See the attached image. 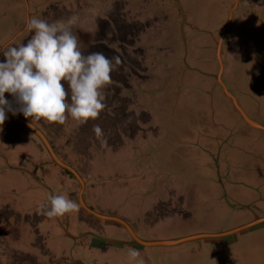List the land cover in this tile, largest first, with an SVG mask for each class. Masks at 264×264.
<instances>
[{
	"label": "rangeland",
	"instance_id": "1",
	"mask_svg": "<svg viewBox=\"0 0 264 264\" xmlns=\"http://www.w3.org/2000/svg\"><path fill=\"white\" fill-rule=\"evenodd\" d=\"M162 1L154 0L155 4L159 5L156 6L157 10L159 9L160 11L158 16H162ZM175 2L177 3V10L182 17L183 23L185 18L187 16L189 17L187 19L190 24V38L184 39L181 25H178L176 29L166 28L167 33L164 36L162 44L158 46L156 44L154 45L156 50L161 51V48L170 42L171 47H177L176 52L179 50V56L181 57L183 44L180 43L178 46V41H190L192 55L197 53L198 56L203 51V47H201L196 35H194V30L198 28L196 30L198 33L204 29L210 30L212 33H218V36L221 35L222 37L223 31H221V28L227 23L225 26L224 41L227 42L228 39L233 38L237 50L236 53L240 50L241 52H247L244 56L241 54V57L250 55L251 58L255 59V62L259 59L260 66L258 69L254 68L251 75L253 74L255 79L254 86L256 87V91L258 93L263 91L260 89H264V0H240L235 10H233V7L236 4V0H175ZM14 3L15 0H0V28L4 23V27L0 30V43L8 40L10 43L11 41H14L12 43L26 42L29 38L28 35H31L25 29L23 31L29 34L27 36L25 34L21 39L15 40V35L18 30L10 22L15 20L14 15L18 14V10L20 9L24 10L26 14L25 16L24 13H19L22 14V22L25 25L26 18L29 16L38 17L49 23L67 21L73 16L78 21L82 13L87 12V9H85L87 7L88 11L96 12L94 15L96 18L93 20L94 25L85 23V26L81 28L80 25L76 24L72 29L73 34L78 39L81 51L85 55L91 52H102L110 59L118 55L121 58V63L124 60L131 61L130 67L124 63V69L122 70L113 61L114 67H118L120 71L115 73L116 70L114 69L111 72V77H113L112 82L103 89L105 94V108L96 120H89L83 125L77 124L70 116L64 124L55 122L48 123L44 120L33 121L48 136L59 157L75 168L81 175L85 185L83 194L86 190L85 178L89 175V168L93 164L92 161L97 158V154L104 152L103 150L106 147L111 149L118 147L121 145L122 139H127L125 149L122 152L116 156L110 154L108 156L109 158L102 157L97 160L93 168H91L93 178L92 180H86L87 183L94 184L98 187L96 179L120 178L117 181L103 179L105 186L100 187V189L103 191L105 188H110L114 191L112 202H116L118 204L116 207L120 206L125 215L133 211V206L138 201L141 204L143 200L151 199L148 198L150 197L149 193H152L154 197H157L161 192L164 193L162 190L165 188L162 186L163 182L177 184L184 189H187V186L190 185V199H192L191 193H193L194 200L197 204H195L196 209L199 212V218L195 222L196 225H193L194 227L190 226V221L185 224H182V221H178L172 226H165V224L161 227L155 226L149 232L141 234H151L153 236L157 235L167 238L173 235L181 236L190 234L199 226L202 228L205 227L202 230L209 231H222L223 229L232 228L237 223L235 219L239 218V216L235 217L237 208L229 205L225 206L222 202L218 206L216 201L222 199L225 194L226 184L223 180L225 172L229 173L232 165L239 168L241 163L246 162L244 155L241 153L238 154V151L234 148L235 146H233V141L235 142L239 138V134L235 133L234 135L226 137L227 143L222 150L224 156H220L218 164L214 158V155L218 154L217 151L212 148L211 151L205 152L202 149V145H198L201 139L195 141L196 138L191 135V130L196 134L199 130L205 129L203 122H207L209 124L208 126L212 127L216 117L210 116L207 121L198 120L199 122L196 125L190 119L189 126V124L187 125L180 118L184 110L183 106L185 105L183 103L186 102L185 99H179L177 104L175 103V99L179 96H185L186 98V89L184 86L186 78H184V75L190 79V89H193V86L197 87L198 84L200 85V89L207 90L209 85L215 84L217 78H212L211 75L203 76L197 74L192 68H190V72L188 73L187 68L184 67V61H163V66L158 68L160 78L156 82V88L147 90L148 93L145 102H140L139 105L135 106L136 103L134 104V102L137 101L136 97L129 94L135 90L132 87L134 78L135 82H137L136 75L139 72H143L142 69L145 65L141 61L139 63L136 62L134 60L136 57L133 56V53L127 49L124 50L119 44H127L128 39L139 38L135 34L138 33L140 36L141 29L139 27H141V24L139 20L143 19L141 12H129V9H126V0H25V4L22 5L23 7L21 4ZM4 13H7L9 17H5ZM86 19L88 18L85 17L84 21ZM230 20L232 21V26ZM166 21L165 24L167 23V27H171L172 22L168 18ZM235 21L240 24L235 25L237 28L233 31L232 28ZM192 24L196 28H193ZM156 25L158 26V21ZM229 25L230 27H228ZM155 28L152 37L157 39L160 35ZM125 51L126 53H124ZM232 53L234 52L232 51ZM203 59L200 63L201 66L208 64L206 58ZM239 63L241 66L247 68V65H244L241 60ZM231 67L236 70L239 69L236 65H231ZM213 74H216V69H214ZM202 78L205 80L203 81ZM124 79H129L127 80L128 86L124 85ZM119 85L122 90L125 89L123 92L117 89ZM260 85L262 87L259 88ZM159 88H162V92L159 91ZM230 90H232L231 87ZM219 94L220 96L222 95L221 93ZM5 98L10 101L13 108L18 109L14 98L9 93H5ZM221 98L222 104L218 105L219 110H222L221 108L224 107L223 103L228 102L223 96ZM216 108L215 110H217ZM143 111L145 112L143 113ZM17 112L23 115L22 112L18 110ZM6 117L4 124L0 125V148L9 156L13 165L24 167L25 165L22 164L24 158L18 163L16 162L18 156H22V153L25 154L27 151H29V154H25L26 158L33 156L34 151L37 155L38 147H35L37 146V142L42 147L45 146L41 143L40 138L28 128L15 119L9 116ZM241 118L247 122L243 117H240V122L242 121ZM230 120L229 127L232 124L234 125L232 118ZM127 122L130 124L129 126H126ZM96 124L100 125L103 130V137L100 140L96 138L93 132V125ZM187 127H190V138L188 137ZM23 128H26L25 130L32 133L29 134L30 137L34 138L37 142L32 139H29L28 142L25 138V135L28 136V134L23 131ZM13 129L16 130L14 131ZM17 129L23 132L21 133ZM256 135L262 137L260 135L263 134L255 132ZM21 137L24 143L28 142L25 147L23 144L21 145V142L19 143ZM12 140L16 142V145L12 144ZM182 140H187V142L185 144L176 143ZM205 141L208 142V139H205ZM262 141L264 144V140ZM236 143H241L244 148L247 145V142H241L239 140ZM44 155L43 153L33 167L28 168L34 173L31 175L18 168H11L13 165L6 158H3L2 161L0 160V264H50L49 262L53 258L51 256L52 254L48 253L49 258L43 255V240L41 239H43L42 234H45L44 232L50 233L53 231L50 224L52 221L54 223L60 222L65 226L64 234L67 233L66 230L68 228L72 234H80L85 230L78 220L79 215L76 211L55 217L54 219H50L46 215L39 213L40 205L47 203L50 195L62 194L71 199L70 189H72L74 190L72 191L74 192L73 197L79 199L82 192V184L75 175L72 176L66 169L59 167L49 154L43 157ZM74 155L76 156L75 159L73 157ZM48 157L50 163H52L51 165L57 168V170L62 169L65 172L64 175L59 173L60 177L59 175L57 177L56 175L46 177L47 171H51L45 164V162L49 161ZM35 159L38 160V157L36 156ZM122 176H128L124 180L129 182L130 187L115 189V187H118L117 183L121 181ZM71 184L73 185L72 188H70ZM250 191L252 192L248 188H241L237 199H244L242 196H247ZM249 197H252V195L249 194ZM262 202L263 200H258V204L260 203V206L264 209ZM89 207L100 214H104L91 206ZM81 209L84 216L90 220L100 218L86 210L84 206ZM173 209L172 207H168L167 213H171ZM205 210H207V213ZM137 211L139 216L143 215L142 206H138ZM105 215L111 216V218L116 217L111 214ZM153 215L157 217L154 212ZM206 215L207 219L205 218ZM155 216L151 217V214H147L146 217L143 216V219L149 221L151 225H154ZM103 220L105 221L104 223L108 222L106 224L109 226H112L111 224L121 223L115 219L104 218ZM114 233L119 234L118 231ZM36 234L37 236H35ZM253 234H261L260 237H264V230H258V232ZM144 236L147 237V235ZM54 237L57 238V235L54 234ZM71 240L72 242L67 244L63 239L57 238L51 243L50 247L54 253H61V257L64 256V250H68L67 254L72 255L70 249L72 251L74 239ZM238 245L240 247L230 249L222 244L218 246L205 244L203 250L197 253L192 252L190 255L183 256L184 250H182L178 252L179 256L177 258L171 255L168 257L159 256L158 259L156 255V259H158L157 264L247 263L246 259L249 257V253L243 246H250L251 244ZM257 246L258 252L260 250L263 251L259 256L258 254H254L257 259L256 263L263 264L264 240H259ZM105 247V243L99 245V248ZM78 253H82V257L86 260L84 261L86 262L85 264H102L103 261L108 260L110 264L122 263L119 261L120 257H116L109 252L102 253V250L97 248H78ZM156 259H153L154 264L156 263ZM95 260L98 262L95 263ZM137 260L142 262V264H148L144 258L138 257ZM55 264L59 263L56 262ZM124 264H130L129 260H125ZM132 264H136V262H132Z\"/></svg>",
	"mask_w": 264,
	"mask_h": 264
},
{
	"label": "crops",
	"instance_id": "2",
	"mask_svg": "<svg viewBox=\"0 0 264 264\" xmlns=\"http://www.w3.org/2000/svg\"><path fill=\"white\" fill-rule=\"evenodd\" d=\"M126 2H127V4H125L127 6L126 9H129L128 10L129 12L131 13H133V11L138 13L141 12L143 17L142 20H139L141 24L140 25L141 27H139V29H141L140 36L138 33L135 34L136 36L138 35L139 38L128 39L127 42L128 46L127 44H119L120 47H122L124 50L127 49L131 51V53H133V56L136 57L134 59L136 62L139 63L141 61L145 65L144 68L142 69L143 72H139L136 75L137 82H135V78H134L132 82V87L135 90L133 89L134 91L129 94L133 97L134 96L136 97L137 101L134 102V104L136 103L135 106L139 105L140 102L142 103L143 101L145 102V100L147 99V93H148L147 90L149 89L152 90L156 88V84H157L156 82L160 78L158 68L160 66H163L164 63L163 61H167V62L170 61L173 62L174 60L184 61L185 62L184 67L187 68L188 73L190 72V68H192V70L197 74H201L203 76L211 75L212 78L214 77L217 78L215 84L209 85L207 90H204L202 88L200 89V85L198 84L197 87L193 86L192 87L193 89H190V79L188 76L184 75V78H186L185 79L186 82H184L185 84L184 86L186 89L185 91L186 98L185 96H181V97L179 96L178 98L175 99L176 101L175 103L177 104V101L179 99L180 100L185 99L186 102L183 103L185 105L183 106L184 110L182 112V117L180 116V118L184 120L187 125L189 124V126H190V119L191 122H193L194 125H196L199 121H207V119L210 116L216 117V120L212 124V127L208 126L209 124L207 122H203L205 129L199 130V132H196V134L194 131L191 130V135L192 137L196 138L195 141L201 139L198 145H202V149L205 152L211 151L212 148L213 150L217 151L218 154L214 155V158L216 159L218 164H219L220 156L222 157L223 155L222 150L224 149V146L227 143L226 137L229 135H234L235 133L239 134V138H237L235 142L233 141V146H235L234 148L238 151V154L241 153L244 155L246 162L241 163L239 168L237 166L234 167V165H232L230 172L229 173L225 172L224 174L225 176L223 178L226 184L225 194L222 197V199L216 201L218 203V206L220 202H222V204H225V206L229 205L232 207H236L237 210L235 217L239 216V218L235 219V222L237 223H235V225L232 228L226 230L223 229L222 231L202 230L205 227L202 228L201 226H199L196 228L195 231L191 232L190 234H185L181 236L173 235L167 238L159 237L157 235L153 236L151 234H141L144 232H149L150 229L154 228L155 226L161 227L164 224L165 226H172L175 222L177 223L178 221H182V224H185L188 221H190L191 223L190 226L194 227L193 225H196L195 222L199 218V212L196 209L197 204L194 200L193 193H191L192 199H190V185L187 186V189H184L182 186H179L177 184H170L167 182H163L162 186H164L165 188H163L162 190L164 191V193L162 192L159 193L157 197H154L152 193H149L150 197L148 198L151 199L143 200L141 204H139L138 201L137 204L133 206V211L128 215H125L122 209L120 208V206L116 207V205L118 204L116 202H112L114 191L110 188L109 189L105 188L106 190L104 189L103 191H101L100 189V187L105 186V181L103 179L117 181L120 178L117 179L99 178L100 180L96 179L98 187H96L94 184L87 183L86 180H92L93 178V175L91 173V168H93V165L97 162L99 158L102 157L109 158L108 156H110V154L116 156L117 154L122 152L123 149H125L127 139L126 140L122 139L121 145L113 149L106 147L103 150L104 152L97 154V158H95V160L92 161L93 164L91 165V168H89L90 170L89 175L87 176V178H85L86 190L85 193L83 194V197L87 205L99 210L101 213H104L103 215L105 214L115 215L117 219L116 221L120 222L121 219L122 221L127 222L128 225L131 228H133L132 230L137 232V233L134 232L136 238L133 236V234H131V232L122 222L111 224L113 226L112 227L106 224L108 222L104 223L105 222L103 220L104 218L103 219L93 218L92 220L86 218V216H84L81 209L82 203L80 200V196L79 199L74 198L73 197L74 192H72L74 190L70 189L71 199L75 200L79 205L78 220L80 221L82 227L85 228V230L82 231L80 234H72V232L68 228V230H66L67 233L64 234L63 232L65 226L60 222L54 223V221H52L50 224L53 231L50 233L44 232L45 234H42L43 239L41 240H43V242L42 241L41 242L43 244L42 249H44L42 253L44 256H46V258H49L48 253L52 254L51 256L53 258L52 257H51L52 259L50 258L51 259L49 262L50 264H55L56 262H58L59 264H85L86 262L84 261L86 260L84 259V257H82L83 252L79 254L78 248H84V247H88V249L97 248L99 250H102V253L109 252L111 254H114L116 257L117 256L120 257L119 258L120 260L119 259L118 260L122 262L121 264H124L125 260H129L128 259L129 250L136 249L140 252L139 258H144V260L147 261L148 264H154L153 259H156V255L158 256V259L159 256L168 257L171 255H173L174 258H177V256H179L178 252L180 251L184 250L183 256L190 255V253L192 252L197 253L203 250L205 244H214L216 246L222 244L230 249L240 247L238 244H243V245L251 244L250 246H243V248L247 249L249 253V257L246 259L247 263L244 264H257L256 263L257 259L255 255L258 254L259 256L260 253L263 251L260 250V252H258L259 250L257 244H259V240H264V237H260L261 234H253L255 232H258V230L260 231L264 230V209L262 206H260V203L258 204V200H263L262 204L264 205V192H263L264 191V144L262 141L264 140V129L253 126L249 122L247 123L243 121L242 118H241L242 121L240 122L239 119L240 117H243V115L241 111L238 109L233 97L237 100L242 110L253 121L264 127V89L261 88L260 90L263 91L259 90L260 91L259 93L256 91V87L254 86L255 79L253 77V74L251 75L253 69L254 68L258 69V67L260 66V61L258 59L255 62V59L251 58L250 55L246 57H241V54L242 56H244L245 53L247 52H241L240 50H238L239 52L236 53L237 50L233 38L228 39L227 42L224 41L225 39L224 32L226 30L225 26L227 25V23L224 27L221 28V31H223L222 37L221 35L218 36V33L215 34L212 33L210 30H205V29L201 30L198 33L196 32L198 28H196V26L192 24L193 28H196L194 30L195 31L194 35H196V38L200 42L201 47H203V51L198 56L197 53L192 55V51L190 50V41L189 42L178 41V46L180 45V43L183 44L181 57L179 56V50H177L176 52L177 47H171L170 42L164 45L165 48L162 47L161 51L160 50L157 51L154 45L156 44V46H158L162 44V41L164 40V36L167 33L166 28L176 29L178 25L179 26L181 25L184 39L190 38L189 37L190 24L188 22L189 17L187 16L188 19L186 17L183 23L182 17L180 13H178L177 3L175 2V0L162 1V8H161L162 16H158V13H160V11L159 9L157 10L156 6L159 5H156L154 0H126ZM239 2L240 0H236V4H235L236 6L234 5L233 10L237 8V4ZM14 4H21L22 6L25 4V0H15ZM80 6L82 7V5ZM85 9H87V12H83L81 15L82 19L78 18L79 20L77 21V24L80 25L81 28L85 26V23H91V25H94L93 20H95L96 18L94 16L96 13L95 11L90 12L88 11L87 7ZM19 13H24V15L26 16L25 11L20 9L18 10V14L14 15L15 20H13V22H10L11 25L14 28L16 26L15 29L18 30L16 32L17 34L15 33L16 34L15 40L21 39L23 35L26 34V31H23L25 30V25H23L22 22L23 16L22 14ZM4 16L9 17L7 16V13H4ZM85 17L88 18L86 19V21H84ZM167 18L172 22L171 27H167V23L165 24V22H167L166 21ZM157 21H158V26L156 25ZM238 23H236V21L234 22L232 28L233 31L234 29L237 28L235 27V25H237ZM231 26H232V21H231ZM3 27H4V23L2 24L1 28ZM155 27H157L158 29ZM228 27H230V25ZM154 28L160 35L157 39L152 37ZM28 34H26V36ZM28 37H30V35H28ZM12 42L14 41H11V43ZM11 43L9 40L2 42L0 43V47L7 46ZM232 51L234 53H232ZM119 52L122 54L121 51ZM124 53H126V51ZM203 58H206L208 64H203L201 66L200 63ZM3 60L4 57L2 53H0V61ZM240 60L244 63V65L245 64L247 65V68L241 66V64L239 63ZM124 63H126V65L130 67L131 61L129 60L122 61V63L118 64V66L120 67L119 69L121 70L124 69L123 66ZM231 65H236L239 67V69L236 70L232 68ZM114 69L116 70L115 73H118L120 71L118 67L117 68L114 67ZM214 69H216V74H213ZM127 80L129 79L123 80L124 85L126 86H128ZM202 80L204 81L205 79L202 78ZM229 86L231 87L232 90H230ZM260 87L262 86L260 85L259 88ZM112 88L114 89L113 86ZM117 89L120 92H123V90H125V89L122 90V88H120V85L118 86ZM159 91L162 92V88H159ZM219 93L222 94L221 96H223L225 100H228V102L223 103L224 107L221 108L222 110H219L218 108V105L222 104V98ZM170 106L172 107V105ZM215 107H217L216 108L217 110H215ZM132 108L134 107L132 106ZM144 112L145 111H143V113ZM231 118H232V122H234V125L232 124L229 127L228 125H230L229 122L231 121L230 120ZM129 125L130 124L127 122L126 126ZM25 129L23 128V131L28 134V136L25 135L26 140L29 142V139H32L33 141L37 142L34 138L30 137L29 134L32 133H30L28 130ZM13 130L15 131L16 129ZM239 130L242 132H240ZM18 131L21 133L23 132L20 130ZM187 131L189 135L188 137L190 138V127H187ZM255 132L262 133L263 135H260L262 137H259L257 135L255 136ZM128 135L126 136L128 137ZM205 139H208V142L205 141ZM187 140H182L176 143L185 144ZM237 140L241 142H247L246 147L245 148L242 147L241 143H236ZM20 142L21 145L23 144L24 147L28 144V142H26L27 143L26 144L22 141V137L19 143ZM37 143H36L37 146H35L38 147L37 155L35 154L34 151L33 156L26 158L25 154L29 152L27 151V153L25 154L22 153V156L20 157L18 156V158L16 159V162L18 163L24 158V161L22 162V164L25 165V166L23 165L24 167L22 166L18 167L13 165L11 160L9 159V156L5 154L1 150V148H0V160L2 161L3 158H6V160L8 162L10 161L11 164L13 165L11 166V168H16V169L18 168L19 170L24 171L29 175L34 174L28 168L33 167L36 164V162L39 161L43 153L45 154L43 157L48 156L46 148L42 147L41 144H39V142ZM12 144L16 145V142L12 140ZM179 146L177 147L179 148ZM36 156L38 157V160L35 159ZM73 157L74 159L76 158L75 155ZM45 164L47 165L46 167L51 170V171H47L46 177L48 176L53 177V175H56L57 177L59 173L64 175L65 172H63L62 169L57 170V168L53 167L51 165L52 163H50V160L45 162ZM127 177L128 176H122L121 181L117 183L118 187H115V189L116 188L124 189L125 187H130L129 182L124 180ZM66 178L68 177L66 176ZM72 186L73 185L71 184L70 188H72ZM241 188H248V190H252V192L250 191L247 196L243 195L242 197L244 199L238 200L237 196ZM98 193H100V195H98ZM249 194L252 195V197H249ZM138 206L143 207L142 216H139L138 214L137 211ZM168 207L174 208L173 211H171V213H167ZM206 211L207 210H205V212ZM153 212L156 213L157 217L153 215ZM147 214H151V217L155 216L154 225L153 224L151 225L149 221L143 219V216L146 217ZM54 218L55 217H51L50 219H54ZM205 218L207 219V215ZM214 218L216 217L214 216ZM143 220H145V222H143ZM240 222L242 223L240 224ZM251 222H256V224L244 231L234 234H222L224 236L219 237V235H221L220 233L222 232L238 228L240 226L246 225ZM116 231H118L119 234H115L114 232ZM54 234L57 235V238L63 239L67 244L72 242L71 239H74L72 251L70 249V253L72 252V255L67 254L68 250H64L63 257H61L62 256L61 253H57V254L54 253V251L50 247L51 243H53L57 239L54 237ZM144 235H147V237H145ZM35 236H37V234ZM182 238L184 239V242H178L169 245L145 243V241L147 242V241H158V240H173V239H182ZM140 240L144 242L142 243ZM91 241H93V243H91ZM101 243H105L106 247L99 248V245ZM33 245H35V243H33ZM122 246H126V247H122ZM158 259H156L155 264H157ZM262 261L264 264V259ZM97 262L98 261L95 260V263ZM109 262H110L109 260L105 262L103 261L102 264H110Z\"/></svg>",
	"mask_w": 264,
	"mask_h": 264
},
{
	"label": "clouds",
	"instance_id": "3",
	"mask_svg": "<svg viewBox=\"0 0 264 264\" xmlns=\"http://www.w3.org/2000/svg\"><path fill=\"white\" fill-rule=\"evenodd\" d=\"M76 24L75 16L52 23L29 16L25 29L31 35L26 42L0 47L4 57L0 61V125L7 118L6 110L13 115L18 110L31 118L30 127L39 120L64 124L69 116L83 125L100 116L105 108L103 89L112 82L113 61L118 65L121 60L118 55L110 59L102 52L85 55L72 31ZM6 92L18 109L5 98ZM93 132L102 139L100 125H93ZM73 211H79L78 203L62 194L50 195L39 208V213L49 218ZM139 256L138 250L130 249V264H142Z\"/></svg>",
	"mask_w": 264,
	"mask_h": 264
},
{
	"label": "water",
	"instance_id": "4",
	"mask_svg": "<svg viewBox=\"0 0 264 264\" xmlns=\"http://www.w3.org/2000/svg\"><path fill=\"white\" fill-rule=\"evenodd\" d=\"M222 64V63H221ZM238 109L241 111L243 117L245 118V120L247 122H249L250 124H252L253 126H256V127H260V128H263L264 127L258 123H256L255 121H253L243 110L242 108L240 107L239 103L237 102V100L233 97ZM6 116H9L13 119H15L16 121H18L19 123H21L23 126H25L26 128H28L33 134H35L38 138H40L41 140V143L45 146L46 150L48 151V154L51 156V158L53 159V161L61 168H64L68 171H70L71 173H73L77 179L81 182L82 184V192H81V195H80V200H81V203H82V206H84L86 208V210H88L89 212H91L92 214L96 215V216H99L100 218H105V219H111V216H108V215H103V214H100L96 211H94L92 208H90L84 201V197H83V192H84V180L82 179L81 175L78 173V171L73 168L72 166H70L69 164H67L66 162H64L58 155V153L56 152V149L54 148L53 144L50 142L48 136L45 134L44 131H42V129H40L34 122H33V127H30L29 124L31 123V120L29 118H25L24 115H22L21 113H16V115H13L12 112L10 111H7L6 110ZM115 220L116 217L114 218ZM120 222H122L123 224H125V226L128 228V230L131 232V234H133V236L136 238V235L134 233V231L132 230V228L128 225L127 222H124L120 219ZM259 223V222H258ZM256 222H251V223H248L246 225H243V226H240L238 228H235V229H232V230H228V231H225V232H222L220 233L221 235L220 236H224L222 234H234V233H238V232H241V231H244L250 227H252L253 225H255ZM208 235V234H206ZM226 236V235H225ZM211 237V236H209ZM138 239V237H137ZM142 243L144 241L140 240ZM178 242H184V239H173V240H158V241H145V243L147 244H158V245H169V244H173V243H178Z\"/></svg>",
	"mask_w": 264,
	"mask_h": 264
},
{
	"label": "trees",
	"instance_id": "5",
	"mask_svg": "<svg viewBox=\"0 0 264 264\" xmlns=\"http://www.w3.org/2000/svg\"><path fill=\"white\" fill-rule=\"evenodd\" d=\"M71 174V173H70ZM72 175V174H71Z\"/></svg>",
	"mask_w": 264,
	"mask_h": 264
}]
</instances>
